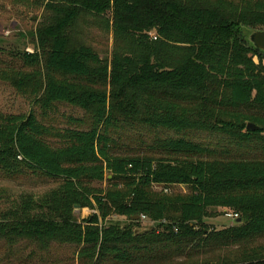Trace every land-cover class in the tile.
Segmentation results:
<instances>
[{
    "label": "trees",
    "instance_id": "obj_1",
    "mask_svg": "<svg viewBox=\"0 0 264 264\" xmlns=\"http://www.w3.org/2000/svg\"><path fill=\"white\" fill-rule=\"evenodd\" d=\"M44 3L36 50L20 55L39 68L32 78L40 91L32 92L27 114L0 115V171L23 169L60 186L39 200L21 196L4 216L21 232L68 240L91 264H159L193 239L206 248L263 240L264 54L243 31L264 27V0L207 7L172 0ZM108 12L117 44L109 62L87 45L70 46L82 18ZM60 106L83 115H63L65 127H55ZM248 124L258 129L248 131ZM122 132L151 135L152 155L119 153ZM107 175L103 197L90 185ZM174 185L190 192L167 194ZM75 206L97 213L80 227ZM211 208L231 211L239 223L212 229L203 221ZM109 212L127 225H101ZM142 216L153 225L139 233ZM257 250H244L234 264H264V248Z\"/></svg>",
    "mask_w": 264,
    "mask_h": 264
},
{
    "label": "rangeland",
    "instance_id": "obj_2",
    "mask_svg": "<svg viewBox=\"0 0 264 264\" xmlns=\"http://www.w3.org/2000/svg\"><path fill=\"white\" fill-rule=\"evenodd\" d=\"M172 1L187 7H207L214 2V0ZM44 4V0H0V115L27 114L33 108L30 102L33 97L32 92L40 91L36 85L38 81L32 78L34 70L39 68L25 65L20 55L24 52L31 54L36 50L35 32L43 15ZM111 19V12L103 16H85L74 28L75 33L70 46L87 45L101 60L109 62L117 48ZM256 30H264V27ZM247 35L248 32L245 33V38ZM156 36L154 31L150 32L151 39L154 40ZM58 112L57 119L52 124L58 128L65 127L63 115L75 117L83 115L82 111L69 106H60ZM151 142V135L142 133L140 136L134 132H122L121 137L117 139L119 153L130 156H151V152L147 151V146ZM107 179H110V176L107 175L101 183L93 182L90 185L103 197L109 189ZM59 186L58 179L32 174L23 169H19L15 174L0 171V264H91L90 261L79 257L80 247L67 242L68 240L21 232L4 216L11 203L17 202L21 196L26 195L39 200L56 192ZM161 190L160 186L152 187L153 192ZM166 192L169 195H186L190 190L188 186L174 185ZM230 212L224 208H211L208 210L209 216L203 221L212 229L225 230L236 226V221L226 217ZM95 213H97L95 210L89 208L74 207V221L80 227H84L83 220ZM140 222L139 233L149 230L153 225L148 219ZM110 223L124 227L127 225V220L109 212L100 224L108 226ZM14 227L16 230H13ZM180 246H182L181 251L177 252L176 257L167 256V260L159 264H234L242 260L241 254L244 250L251 252L255 249L259 252L260 250H257L259 247L264 248V239L256 240L246 248L233 245L226 247L215 245L206 248L204 243L196 239L188 240ZM262 256L264 257V250Z\"/></svg>",
    "mask_w": 264,
    "mask_h": 264
},
{
    "label": "water",
    "instance_id": "obj_3",
    "mask_svg": "<svg viewBox=\"0 0 264 264\" xmlns=\"http://www.w3.org/2000/svg\"><path fill=\"white\" fill-rule=\"evenodd\" d=\"M248 32L246 41L247 43L256 51L264 54V30H252V29H244L243 34L245 36V33ZM258 128L253 124L247 125L248 131H256ZM79 207L75 206V209H78ZM135 221L139 220V217L136 216L133 218ZM236 223H239L237 221Z\"/></svg>",
    "mask_w": 264,
    "mask_h": 264
},
{
    "label": "built area",
    "instance_id": "obj_4",
    "mask_svg": "<svg viewBox=\"0 0 264 264\" xmlns=\"http://www.w3.org/2000/svg\"><path fill=\"white\" fill-rule=\"evenodd\" d=\"M226 217H227L228 219H231V220H234V221H236V220L238 219V216H237L236 214L232 213V212L228 213V214L226 215ZM146 219H147V218L144 217V216H142V217L140 218V220H146Z\"/></svg>",
    "mask_w": 264,
    "mask_h": 264
}]
</instances>
